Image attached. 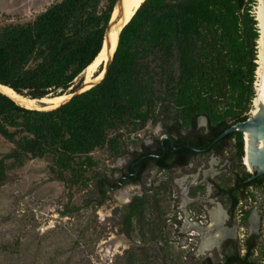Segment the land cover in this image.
<instances>
[{"label": "trees", "instance_id": "obj_1", "mask_svg": "<svg viewBox=\"0 0 264 264\" xmlns=\"http://www.w3.org/2000/svg\"><path fill=\"white\" fill-rule=\"evenodd\" d=\"M116 2L58 0L31 22L0 27V84L33 100L76 87L102 50ZM255 2L146 0L121 32L106 78L95 88L49 111L27 109L0 91V136L14 145L0 159V183L8 178L10 161L88 154L129 124L142 130L161 123L165 133L203 147L200 142L211 144L247 121L257 96ZM199 117L208 119L207 135L196 130ZM233 140L242 168L244 135L230 134L219 144ZM166 149L172 151L168 144ZM251 176L242 174L241 187L264 193V176L244 184ZM108 179L97 183L101 203ZM229 260L264 264L253 261L251 252Z\"/></svg>", "mask_w": 264, "mask_h": 264}, {"label": "rangeland", "instance_id": "obj_2", "mask_svg": "<svg viewBox=\"0 0 264 264\" xmlns=\"http://www.w3.org/2000/svg\"><path fill=\"white\" fill-rule=\"evenodd\" d=\"M56 1L0 0V27L31 22ZM255 1L252 13L257 20L259 2ZM257 28L260 33L258 20ZM83 77L81 74L76 84ZM71 92L69 89L63 95ZM18 103L36 109L54 105L40 100ZM204 124L201 121L199 125ZM158 125L138 130L129 124L125 129L114 130L109 142L88 154L48 156L23 164L10 161L8 178L0 183V264H164V260L167 264H200L212 255V250L201 251V232H192L195 240L188 241L189 231L179 237L173 224L165 225L166 217L178 211L175 198L182 200L183 207L199 211L202 208L200 203L186 199L185 185L167 183L165 173L154 172L148 177L147 186L154 184L143 197L134 187H125L101 203L97 192L99 178L112 177L124 167L128 145L130 151L138 150L149 144L150 136H160ZM13 149L14 145L0 136V159ZM209 164L213 170L212 160ZM242 166V171H250L243 160ZM259 205L253 199L248 210L255 214ZM75 207L80 209L63 215ZM259 224L264 235V222ZM242 227L240 240L248 233L246 226ZM111 239H122L126 247L114 255L105 253L102 244ZM149 242L158 244L157 248L135 250V244Z\"/></svg>", "mask_w": 264, "mask_h": 264}, {"label": "flooded vegetation", "instance_id": "obj_3", "mask_svg": "<svg viewBox=\"0 0 264 264\" xmlns=\"http://www.w3.org/2000/svg\"><path fill=\"white\" fill-rule=\"evenodd\" d=\"M201 121L205 123L202 126L199 125ZM150 126L152 124L147 127ZM158 126L157 131L161 134L160 136H150L149 144H143L141 148L133 151L129 150V145L127 146V161L119 172L109 177V185L103 190L106 197L110 198L112 193L125 187H134L137 191H141L143 197L146 189L151 188L149 190H152L151 186L154 184L147 186L148 177L154 172L160 175L165 173L167 183L174 182L176 185L186 186V195L184 196L190 203L193 201L197 205L199 203L202 205L200 211L190 209L183 207L182 200L175 198L178 211L166 217L165 225L173 224L179 237L189 231L186 235L187 239L194 241L195 235L192 232L197 227L203 229L200 230L202 236L203 234H216L217 229L213 228L212 212L215 209H221L223 212L222 227L227 231V234L218 240V244L212 249V255L202 259L200 264H242L238 260L230 261L229 257L237 255L244 258L249 252L252 254L253 261L263 262L264 240L262 237L264 235L259 223L264 222V193L254 186L244 189L241 187L239 180L246 172L240 168L235 153L236 141H227L228 144H219L218 141L213 146L211 145L214 141L211 144L200 142L205 146L195 147L193 146L194 142L188 140L186 142V139L181 140L176 132L165 133L161 123ZM196 130L204 135L209 133L206 117L198 118ZM169 137L172 138L174 145ZM167 144L170 145L173 152L166 149ZM216 144H219L218 147ZM160 148L163 150L162 154H160ZM210 160L213 162V170H210V166H212L209 164ZM170 164L173 166L169 167ZM250 171L247 172L252 176L246 178L244 184L253 183L264 176L255 178L256 174ZM100 195L103 198L102 194ZM204 196H206V200L201 201ZM253 199L257 205L260 204L257 208L258 212L255 214L248 210V205ZM133 201L134 199L131 202L133 203ZM243 205H245V210H243ZM242 226H246L248 230L244 240H240ZM157 245L155 243L142 248H157ZM159 253L165 258L160 248ZM164 264H167L165 260Z\"/></svg>", "mask_w": 264, "mask_h": 264}, {"label": "bare ground", "instance_id": "obj_4", "mask_svg": "<svg viewBox=\"0 0 264 264\" xmlns=\"http://www.w3.org/2000/svg\"><path fill=\"white\" fill-rule=\"evenodd\" d=\"M145 0H125V12L127 15V19L129 20L135 10L139 8V6L144 2ZM259 2L258 12H257V20L259 23V29H260V39L258 44V70H257V82H256V91L257 96L254 100L255 109L252 111V115L259 114L260 107L264 106V0H257ZM118 10H116L115 14H117ZM118 36L119 32L114 33V46L111 51L107 50V46H104L103 51L99 54L98 58L91 64L86 70L84 76L87 75V80L91 81L95 79L98 75L102 76V71L104 69V65L106 62H108L111 57L113 56L115 52V48L117 46L118 42ZM99 77V78H100ZM0 90L12 97L16 102H29V98H24L23 96H20L19 94L14 93L12 90H10L7 87H2ZM65 99H67L66 94L63 96H57V97H46L43 99H40V101H45L47 103H54V105L50 106L56 107L59 104H61ZM33 101V100H32ZM245 142H246V150H247V156L245 157V166L249 168V170H252L250 165V150L253 147V136L250 134H245ZM212 219H213V228H216V234L209 235V234H203V241L201 246V251H208L212 250L217 244L218 240L226 236L227 231L223 229L222 227V221L224 220L223 212L221 209H215L212 212ZM196 227V226H195ZM187 228V227H186ZM231 235V234H230ZM122 240V239H121ZM121 240H110L109 242H104L103 245V251L109 255H114L118 252V250L125 246L124 242ZM126 247V246H125Z\"/></svg>", "mask_w": 264, "mask_h": 264}, {"label": "water", "instance_id": "obj_5", "mask_svg": "<svg viewBox=\"0 0 264 264\" xmlns=\"http://www.w3.org/2000/svg\"><path fill=\"white\" fill-rule=\"evenodd\" d=\"M141 5L139 6V8L141 7ZM139 8H137L135 10L133 16L128 20L126 12H125V0H117L116 6H115V9H114V12H113L110 24H109V27H108L107 32H106L105 41H104L101 52L103 51L105 45L107 46L108 51H111L113 49V46H114L113 37H114V33H116V32H119L118 42H117V46L115 48V52H114L113 56L104 65V69L102 71L101 77L98 75L95 79L89 81V80H87V78H88L87 75L84 76L80 80V82H78L76 84L77 85L76 87L71 88L72 92L70 94H66L67 99H65L61 104H59L56 107L42 108V109L27 108L25 106H23V107H25L27 109H31V110H41V111L54 110V109L61 107L64 104H66L67 102L71 101L72 99L76 98L77 96H80L81 94H83V93L95 88L97 85H99L106 78V75L109 71L111 63L115 57V54H116V51H117V48L119 45L121 32L130 23V21L132 20V18L134 17V15L136 14V12L138 11ZM116 10H118L117 14H115ZM84 74H85V71L82 73V75H84ZM2 87H6V86H3L0 84V88H2ZM7 88H9V87H7ZM9 89L12 90L11 88H9ZM12 91L14 93H16L14 90H12ZM20 96H22V95H20ZM61 96H63V95H61ZM24 98H27V97H24ZM30 100H33V99H30ZM19 105H21V104H19ZM202 119H204V118H202ZM236 132H241L244 135V141H245V134H250L253 136V139H254L253 143L254 144H253V147L250 150V154H249L250 155V157H249L250 161L249 162H250V165L252 168V173L256 174L255 178L264 175V106L260 107L259 114L252 115L251 117H249V119L247 121L242 122V123H238V124L230 127L229 129H227L226 131H224L216 140H214V142L212 143L211 146H213L216 142L226 138L228 135L236 133ZM169 139L172 141V144L174 145L172 138L169 137ZM246 156H247V150H246V142H245V155L243 158H245ZM243 165L245 166L244 162H243ZM200 230L202 231L203 229L200 227H197L194 231L201 232ZM135 245L138 248H142V247L150 246L153 244L147 243V244H135Z\"/></svg>", "mask_w": 264, "mask_h": 264}, {"label": "built area", "instance_id": "obj_6", "mask_svg": "<svg viewBox=\"0 0 264 264\" xmlns=\"http://www.w3.org/2000/svg\"><path fill=\"white\" fill-rule=\"evenodd\" d=\"M245 158H243V162H244Z\"/></svg>", "mask_w": 264, "mask_h": 264}]
</instances>
